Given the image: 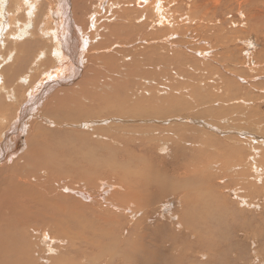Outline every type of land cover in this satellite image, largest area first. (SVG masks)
I'll list each match as a JSON object with an SVG mask.
<instances>
[{
  "label": "bare ground",
  "instance_id": "6f19581e",
  "mask_svg": "<svg viewBox=\"0 0 264 264\" xmlns=\"http://www.w3.org/2000/svg\"><path fill=\"white\" fill-rule=\"evenodd\" d=\"M38 1L0 0V61L3 65L15 62L16 52L11 50L3 57L1 49L5 47V37L15 42L20 35L25 40L31 38L28 31L32 24L22 18L35 20L42 7ZM69 1L63 2L65 5L59 30H50L48 33L53 45L51 54L61 64V68L54 75L47 72L49 76L46 75V79L57 78V86L75 84L64 86L73 88L66 90L69 91L66 93L69 100L64 106L69 108L73 104L75 114L87 118L108 111H124L125 103L116 94L122 87L127 86L125 93L132 91L148 99L158 100L166 94L164 88L170 80L181 84L185 78L199 80L201 85L198 89L202 87L206 93L213 94V87L208 89L206 83L210 82L215 89L223 90L222 84L213 80L218 78L226 83L224 96L229 99L232 83L229 78H219L221 72L218 73L212 66L207 67L209 59L223 67L227 66L223 68L226 74L231 72L228 65L235 63L232 58L236 59L235 65L239 66L236 71L238 75L245 74L244 67L248 63L255 67L253 59L243 57L246 49L240 45L244 37L248 38L247 19L254 9L260 10L261 38L264 36V0H135L137 7L144 8L136 10L138 18L134 17L132 21H125L128 12L111 0L110 3L106 1L108 9L99 6L92 17V14L89 15L84 29L71 18ZM125 1L129 5L124 4V8L134 2ZM10 5H13L11 11ZM116 5L121 8L119 11L113 10ZM129 10L133 15L132 10ZM236 10L238 20L232 14ZM80 11L77 9L74 12L76 19L77 15H81ZM229 11L231 14L227 13ZM100 15L113 24L109 25L110 29H105L110 33L106 40L101 39L92 47L101 37ZM229 15L233 18L227 17ZM48 20L54 23V13L48 14ZM255 29L256 24L253 23L252 30ZM180 35L187 38L185 42L189 46L194 45L192 51L204 58V61H198L201 66L198 75L193 76L185 70L190 63L181 61L182 55L175 51L174 46L178 44L171 39ZM104 40L106 45L101 43ZM160 42L168 44L162 45ZM234 42L239 45L229 49ZM26 43L30 49L32 42L26 41L24 45ZM96 46L105 48L107 53L119 47L115 54L107 57L111 64L118 60L117 67L99 69L98 76L107 78L104 85L110 80L111 87L119 84L112 80L113 77L117 80L118 75L132 79H125L121 86L105 91H97L95 82L87 78L77 83L81 70L87 64V57L93 60L96 59L91 57L93 53H101ZM129 48L133 49L128 51ZM241 52L242 56L239 54ZM92 73L95 70L91 66L86 75ZM27 80L31 84L30 76H27ZM49 82L42 86L33 85L34 91L25 97V110L29 104L31 106L20 114L19 120H14L16 114L11 117L7 105L0 104L4 110L2 114L5 113L2 118H8L9 122L6 130L0 131V264H194L190 259L196 256L207 257L203 264H245L247 254L243 249L250 240L259 250L257 264H264V221L261 223V216H253L254 212L251 213L245 207L264 188V163L260 164V160L252 157L250 162L239 159L243 149L221 150L218 147L212 148V157L220 161L204 159L208 158V153L203 151H199L198 156L192 159L197 152L195 147L191 155L184 157V164L172 171H157L160 170L159 165H155L153 170L145 156L131 158L116 147L101 146V150L80 148L75 152H65V158H53L49 152L48 137L40 131L36 119L21 128L29 112L33 115V103L45 92L49 94L57 87H53L56 84L50 86ZM2 94L7 100L12 97L17 102L16 92L10 94V91H6L0 72V96ZM58 94L48 102V108H56ZM92 94H110L113 97L99 107L88 96ZM84 99L85 104L93 105V108H83ZM200 99L197 96V102ZM234 101L231 104L246 103L243 99ZM18 104L19 100L17 107ZM243 109L236 114L237 118H246ZM23 114L26 116L21 118ZM159 114L164 112L148 110L147 106L140 104L131 116ZM224 120L231 126L249 124ZM0 121L4 123V120ZM121 121L86 122L84 132L95 143L120 139L127 143L128 153L132 152L129 147L131 143L138 144L143 140L135 135L152 134V131L138 133L114 126ZM167 121L176 123L174 120ZM178 121L172 126L180 127L178 125L181 123L192 122L199 126L201 124V121L192 119L181 118ZM98 124L102 126L94 127ZM262 125L264 123L257 126L261 128ZM103 127L108 129L100 130ZM213 127L210 126V129ZM172 132L173 129H167L155 139L160 147L167 148L163 156L166 157L165 161L172 155L173 145L178 141L176 137L172 143L168 142ZM187 132L191 135L197 133L196 130ZM22 133L26 139L21 148ZM69 133L60 131L65 136ZM180 133L184 135L186 132ZM236 141L227 139L230 143ZM195 143L203 150L207 144L213 145L216 141L202 135ZM185 144L191 147V144ZM138 147L144 153L146 146L141 144ZM255 153L258 155L257 150ZM178 154L183 157L181 151ZM148 155L150 159L156 160L151 153ZM121 157H126L128 164L122 165L119 162ZM233 180H236L235 187L229 190L233 191L231 195L235 197L232 200L229 194H223L228 191V184H232ZM217 181L219 183L216 185ZM197 193L198 196L195 195ZM172 197L176 198V207ZM229 201L231 206L227 207ZM196 213L203 214L196 216ZM148 221L151 223L148 224ZM175 227L180 228L178 234L172 230ZM170 235H173L172 242L166 239ZM178 236H185V239L179 238L178 243ZM189 236L194 242L188 239Z\"/></svg>",
  "mask_w": 264,
  "mask_h": 264
},
{
  "label": "rangeland",
  "instance_id": "374dc122",
  "mask_svg": "<svg viewBox=\"0 0 264 264\" xmlns=\"http://www.w3.org/2000/svg\"><path fill=\"white\" fill-rule=\"evenodd\" d=\"M110 3L111 0H70V13L72 12V19L73 21L81 26L82 29L86 28V23L88 22V17L90 14L91 17L95 14V10L98 9L99 6H104V8L108 9V3ZM12 2H15V0H12ZM64 0H39L38 3L42 5L38 15L36 16L35 20L33 19L28 20L27 18L23 17L22 20H26L30 24H32L29 28L28 33L30 34L31 38H28L25 40V37L16 38L17 42L14 40H8L5 37V47L2 48L1 54L3 57L9 54L11 50H16L14 53L15 62L11 61L10 63H7L3 65L0 61V72L2 73V82L4 83V86L6 88V91H10V94L12 92H16L17 94V102L19 100L18 107L17 102L15 103V98H10L7 100L2 94L0 96V104L7 105L9 110V114L13 118L16 114L14 120L20 119V114L26 112L27 108L31 105L29 104L26 107L25 105L27 103V99L25 97H28L29 92L34 91L33 85H43L47 84V81H50V86L58 85L57 78H51L50 80L46 79V75H48L47 72L50 71V74H53L61 68V64L58 63L55 58L51 54V50L53 49V45L49 40V31L50 30H59V27L61 25V14L62 10L64 8L65 3L63 4ZM61 3V4H60ZM79 3V4H77ZM113 3L120 4L123 11L128 12V16L125 19V21H132V19L138 18V15L136 13V10L143 9L142 7H137L135 4V0L133 3L130 4L129 9L132 10L133 15L130 13V10L128 8H124L125 5L128 4V2H123V0H114ZM130 3V2H129ZM191 3V1H190ZM125 4V5H124ZM200 4H203V2H200ZM63 5V6H62ZM129 5V4H128ZM127 5V6H128ZM13 5H10V11L12 10ZM118 5L113 8V10H120ZM77 9H80L81 15H77V18L74 16V12H76ZM237 10L235 12H232L234 15V19L238 20L237 17ZM54 13V23H50V20H48V14ZM105 13V12H104ZM228 14H231V12H227ZM250 13V11H249ZM260 10L254 9L251 11L250 15L248 16L247 22H248V38L244 37L243 43L240 45H243L246 49L243 57L247 59H253L255 67H253L252 64L248 63L250 67L245 69L244 75H238L237 69L239 66L236 64V59L232 58L234 64L231 63L228 65V67H231V72L227 73L224 71V69L227 68V66L223 67L220 63H216L209 59V64H207V67L210 68L212 66L215 68V70L219 73V78L223 76L227 80H229L232 83L231 86V92L229 99H227L225 94V86L226 83L224 81L219 80L218 78L213 79L217 81L218 83L222 84V89H215L214 84L211 85L210 82L206 83L208 86V89H210V86L213 87V91L211 93H206L204 89L200 87L199 80H190L188 78L183 79V84L179 82H174L173 80H170L169 83L164 88L166 91V94L158 99V100H152L148 99L145 96L141 94L133 93L132 91H127L125 93V88L122 87L117 90L116 94L120 96V98L125 103V109L124 111H108L104 112L102 114H95L96 116L92 118H87L84 115H76L73 111L75 109V106L72 104L69 108H65L64 105L68 104V96H67V89H73V88H64L72 85H59L54 90H52L49 94L47 92L44 93L36 102H34L36 105H32L31 108L33 109V115L31 112H29V116L25 117L26 114H23V117L25 119L22 121V126L29 125V122L35 120L37 123L40 124V131L45 132L48 140H49V146H50V153L53 158H65L64 153L65 152H75L79 150L80 148L87 149V147L101 150L104 147H116L121 150L124 154L129 155L131 158H136L137 155H143L146 158L149 159L151 163V168L153 170L155 165H159L160 170L157 171H172L174 168H177L181 164H184V157L191 155L192 150L196 147L197 152L192 157L195 158L198 156L199 151L207 152L208 158H204L206 160H212V161H220L219 159H214L212 157L213 151L212 148L218 147L221 150H224L225 148H235L236 150L243 149V153L239 155V159H242L250 162V157L257 158V161L260 160V164L264 163V127L261 128L257 125L264 123V41L263 38H261V14ZM103 14V13H102ZM227 14V15H228ZM227 17H232V15H229ZM20 18V17H19ZM18 18V22H19ZM225 18V16L223 17ZM33 21V22H32ZM52 21V20H51ZM100 26L102 29L100 30V38L96 43L92 45H96L99 43L101 39L106 40V37L110 34L105 30L106 28L110 29L109 25H112L111 22H109L104 15H100V18L98 19ZM124 21V22H125ZM53 22V21H52ZM253 23L256 24V29L252 30ZM232 29H237L235 26H231ZM46 29V30H44ZM33 30V32H32ZM89 32H91L90 29H87ZM41 32H43V35H41ZM234 35V31H233ZM246 35V33H245ZM13 36V35H12ZM105 40L101 43L105 44ZM26 41L32 42V47L30 49L27 48V43L24 45ZM171 41H175L174 43L178 44V46L175 47V51L177 53H180L182 55L181 61L190 63L185 67V70L190 72L191 75L195 76L198 75L200 70V67L198 65V61H204V58L199 55V53L192 51L194 45H188L185 41H188L187 38L184 36H176ZM65 43V42H64ZM117 43V42H115ZM114 43V44H115ZM162 45H167L166 42H160ZM233 43V45L229 49H235L239 44ZM106 45V44H105ZM156 45V44H155ZM248 45V46H247ZM99 46V45H98ZM96 46V49L100 51L101 53H93L91 57H95L96 59L90 60L89 57H87V64L84 69L81 70L80 75L78 76L76 82L79 83L85 78L87 80H92L95 82V88L97 91H101L102 89L105 90H113L114 88L121 86L123 80L128 79L131 80V77L118 75V79L115 80L113 77L112 80L120 82L116 86L111 87V80L107 82V85H104V81L107 80L104 76L99 74L100 67L106 68L107 66H112L113 68L117 67V61L115 60L112 64L108 63L109 56L115 54L119 47H115L113 51L110 53H107L105 48H98ZM112 46V45H111ZM91 47V48H92ZM72 48V47H71ZM133 48H129L128 51H131ZM244 49V50H245ZM94 50V49H93ZM224 50V49H223ZM104 51V53L102 52ZM222 51V50H221ZM220 51V52H221ZM133 52V51H132ZM134 53V52H133ZM242 56V52L239 53ZM42 56V58L38 60V58ZM71 57V56H70ZM108 57V58H107ZM213 59L214 57H210ZM219 61V60H217ZM93 67L95 70V73L87 74V70L89 67ZM224 68V69H223ZM259 71V72H258ZM48 75V76H49ZM27 76L31 77V84L27 80ZM98 76V77H97ZM97 77V78H96ZM96 79V80H95ZM71 84V83H70ZM64 88V89H62ZM158 88V87H157ZM65 90V91H61ZM61 91V92H60ZM217 91V92H216ZM58 92H60L58 94ZM217 93V94H215ZM56 94H58L59 97V103L56 105V108H48V102L51 100L52 97H54ZM84 95H87L85 93ZM23 96V98H22ZM93 100H95V105L102 106L106 101H111V97H113L110 94H104L103 96L92 94L88 95ZM197 96H200L201 99L197 102ZM237 99H243L246 101V103L241 104H231L235 102L234 100ZM164 102L165 104L161 103ZM233 101V102H231ZM85 99L82 102L83 108L89 109L93 108L92 106H88L85 104ZM196 102V103H195ZM140 104H143L147 106L148 110H156V111H162L164 114L159 115H151V116H136L132 117L134 109L139 106ZM223 104H228L227 106ZM244 108L243 111L246 112V118H237L236 114L241 111V108ZM30 108V109H31ZM23 109V111H22ZM48 109V113H47ZM82 111V110H80ZM4 112L3 108L0 107V120H4V123L0 121V131L4 132L6 128L8 127V118H2V116L5 114H2ZM192 119L195 121H201L200 126L195 123H181V125H178L180 127L172 126L180 121L178 119ZM40 119V120H39ZM50 120V121H46ZM115 119H121V122H118L115 127H120L121 129H131L133 131H136L138 133H144L147 131H152V134L155 133L154 136L149 135L146 136L144 134H137L136 137H142L143 140H141L138 144L131 143L129 146L132 150L131 153H128L127 148L128 145L122 140L117 141H109V142H101V143H95L87 138V132H84L87 127V124H84L86 122H101V121H110ZM224 119H231L235 123L241 122H247L249 124H242L241 126H236L231 124L224 123ZM167 120H174L173 121H167ZM167 121V122H165ZM14 122V121H13ZM82 125H84L82 127ZM102 125H94V127H98ZM111 126V125H109ZM108 126V127H109ZM210 126H214L210 129ZM244 126V127H243ZM108 127H103V129L100 130H107ZM167 129H173L174 132H172V138H168V142H173L175 138H178V141L174 143L173 149H172V155L168 157V159L165 161L166 157H163L166 154V147H160L158 141H155L156 138H158L159 134L166 131ZM196 130L197 133H194V135L189 134L187 131ZM21 131V130H19ZM60 131H69L70 133L68 135H61ZM180 131H185L186 133L184 135H181ZM1 132V133H2ZM0 133V134H1ZM240 134H244L243 136H240ZM21 141L22 144H19V147H23L24 141L26 139V136L22 133L21 134ZM202 135H207L211 139H215L216 143L213 145L207 144L206 147H204L203 150H201L200 147L195 143V140L198 141L199 137ZM4 137V136H3ZM15 137V135H14ZM226 138V139H224ZM235 139L236 142H227V139ZM152 140V143H150ZM189 143L191 144V147H187L185 144ZM182 143V144H181ZM144 144L146 146V149L144 150V153L140 150L138 147L139 145ZM196 144V145H195ZM203 144V143H201ZM204 145V144H203ZM101 146H103L101 148ZM255 150L258 151V155L255 153ZM54 151V152H53ZM148 151V152H147ZM181 151L183 153V157H180L178 152ZM209 152L211 154H209ZM152 154L156 160L150 159L148 154ZM119 162L122 165L128 164V159L126 157H121L119 159ZM190 162V161H188ZM232 161L231 163H233ZM150 164L149 162H147ZM138 164V163H137ZM248 172V170L246 169ZM253 172V171H252ZM8 173V172H7ZM249 173V172H248ZM253 174V173H251ZM236 180L232 181V184H228V188L223 195H230L232 200L235 197H232L231 192L229 191L231 188L235 187ZM219 182H216V185ZM261 183V181H260ZM203 190V189H202ZM198 196V193L195 194ZM176 198L172 197V200L175 201ZM176 202V201H175ZM177 205V202L175 204V207ZM230 201L227 207H230ZM251 213L254 212L253 216H261V223L264 221V188L261 189V194L256 195L253 200L245 206ZM174 210V209H173ZM192 213H189V215ZM203 213H196V216H199ZM150 224L151 221H148ZM132 224H135L132 223ZM177 229V230H176ZM179 227H175L172 229L175 234H178ZM128 233H126L127 236ZM151 234V233H149ZM185 234V232L183 233ZM125 236V237H126ZM173 235H170L166 237V239L169 242L173 241L172 238ZM179 238H184L185 236H178L177 242ZM191 242H194V239L192 236L188 237ZM157 242H159V239H157ZM186 242V240H185ZM259 247V246H258ZM247 249V250H246ZM244 253L247 254L245 257L246 263L245 264H257V258L256 255L259 254V250L257 247H255L254 242L250 240L247 242L246 246L244 247ZM247 251V253H246ZM261 255H263L261 253ZM206 256L203 257H193L190 259L191 263L194 264H203L204 260H206Z\"/></svg>",
  "mask_w": 264,
  "mask_h": 264
}]
</instances>
